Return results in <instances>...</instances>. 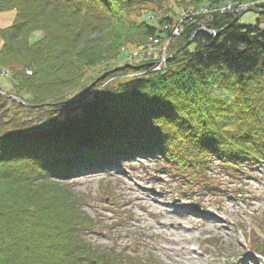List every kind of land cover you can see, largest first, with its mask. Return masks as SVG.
Returning <instances> with one entry per match:
<instances>
[{
    "label": "trees",
    "instance_id": "trees-1",
    "mask_svg": "<svg viewBox=\"0 0 264 264\" xmlns=\"http://www.w3.org/2000/svg\"><path fill=\"white\" fill-rule=\"evenodd\" d=\"M218 1L0 0V12H16L0 27V70L11 73L10 89L0 84V264H161L154 244H118L81 202L47 192L45 179L144 159L155 181L204 198L263 167L264 28L200 14ZM178 25L166 68L110 62L120 47L146 50ZM11 95L29 107L10 105ZM249 235L264 257L263 238Z\"/></svg>",
    "mask_w": 264,
    "mask_h": 264
},
{
    "label": "rangeland",
    "instance_id": "rangeland-1",
    "mask_svg": "<svg viewBox=\"0 0 264 264\" xmlns=\"http://www.w3.org/2000/svg\"><path fill=\"white\" fill-rule=\"evenodd\" d=\"M200 6L203 14H211L208 13L211 12V5L202 3ZM252 7L256 8V6ZM252 11L242 14L240 22L257 23L260 14V26L264 28V11L262 9ZM15 15V11L0 12V27L11 25ZM150 18L156 19L152 15ZM91 36V40L96 38L95 34ZM41 37L42 31H35L32 32L30 40L34 42ZM2 44L3 40L0 36V49ZM118 51V56L110 61L113 63L118 60L116 65H121L125 58L135 62L139 60L140 53H143V50L139 52L132 46L120 47ZM122 53H126L127 57ZM31 70L27 71L30 75ZM1 71H6L11 79L10 70L4 68ZM133 73L135 72L130 73L129 76ZM9 79L0 74V84L8 90L10 89L8 86L11 85ZM88 82L90 84L80 93L86 92L92 86L93 82ZM0 94L8 97L6 92ZM11 97L13 100L10 101V105L16 101L29 107V104L19 97L15 95ZM31 105L38 106L34 103ZM262 166L252 171L243 181L230 182L226 179L222 182L221 192H213L221 193V196L210 194L202 198V201L210 205L203 210L207 214L205 216L195 212L192 207L190 210L185 206L188 200L184 195L175 193L176 189L170 186L167 178L155 181L144 171L145 169L134 168L131 164L126 168L104 169L98 173L79 170L68 177L61 179L53 177L51 180H45L53 181L47 192L64 190L67 197L81 202L82 210L98 219L100 221L98 223L104 227L107 235L118 236V244H129L135 236H142V246L146 247L148 243L154 244V252L162 260L161 264H234L235 258L238 260L247 258L248 262L244 264H257L256 258L259 256L246 253L245 237L236 224L242 223L246 229H249L251 231L249 236L252 239H256L254 235L257 234L260 237L264 236V227L261 228L264 220V216H261L264 215V164ZM237 184L242 188H239L238 193H234ZM192 197L194 199V196ZM221 204L223 207L219 208ZM193 208L202 210V205L198 203ZM245 213L251 216L246 219ZM244 227L242 228L245 229ZM104 232H91L93 240ZM209 234L219 239V245L209 246V242L206 241ZM108 240L106 239L105 242H109ZM261 246H264V237ZM234 251L237 255H233Z\"/></svg>",
    "mask_w": 264,
    "mask_h": 264
},
{
    "label": "bare ground",
    "instance_id": "bare-ground-1",
    "mask_svg": "<svg viewBox=\"0 0 264 264\" xmlns=\"http://www.w3.org/2000/svg\"><path fill=\"white\" fill-rule=\"evenodd\" d=\"M264 0H258L257 2H255V0H253V1H251V2H255V3H252V4H254V6H256V8L258 9V10H263L264 11V6L262 5L261 6V3L263 2ZM234 2H233V0H223V1H218V2H216V3H213V5H211V7H210V11H213V12H215V13H219V14H226V13H229V14H231V13H233V14H235L234 16H235V18L237 17V16H239V21H240V19H241V15L242 14H245V13H247V12H250V11H258L256 8H254V7H249V8H247V9H243V10H241V11H239V12H236V11H232V4H233ZM232 5V6H231ZM229 7H230V9H231V11H229ZM252 11V12H253ZM263 11H261V12H263ZM207 13V12H206ZM208 13H210V12H208ZM200 14H203V12H202V10H200ZM259 14V13H258ZM206 15H209V14H206ZM264 15V14H263ZM260 14H259V17H258V19H260ZM234 18V19H235ZM234 21V20H233ZM232 21V22H233ZM241 23V22H240ZM232 24V23H231ZM242 25H250L251 23H241ZM255 24V23H254ZM168 28V27H167ZM177 28V27H176ZM175 28V29H176ZM199 30H203V31H206V32H208V33H210V34H212V33H215V35H217L218 34V31L217 30H215V29H211V28H208L206 25H201V27L199 28ZM178 36L176 35V31H173L172 32V34H170V36L166 39V40H163V39H161V38H155V37H153V38H151V39H153L154 40V45H153V47H155L156 49H162V50H164V51H166V52H169L170 51V45H171V43L177 38ZM191 44V43H190ZM190 44H188V45H190ZM187 45V46H188ZM158 61H153V66H152V69H151V71L152 72H154V71H159L160 69H159V66H158ZM223 207V205L221 204L220 206H219V208H222ZM258 217H259V215H258ZM121 218V217H120ZM124 219V217L122 218V220ZM261 223V219L259 220V224Z\"/></svg>",
    "mask_w": 264,
    "mask_h": 264
},
{
    "label": "built area",
    "instance_id": "built-area-1",
    "mask_svg": "<svg viewBox=\"0 0 264 264\" xmlns=\"http://www.w3.org/2000/svg\"><path fill=\"white\" fill-rule=\"evenodd\" d=\"M258 0H255V2H257ZM255 2H238V1H235L231 6L233 7L232 8V11H236V12H239L243 9H247L251 6H254V4L252 3H255ZM264 6V1L261 3V6ZM229 10L231 11L230 7H229Z\"/></svg>",
    "mask_w": 264,
    "mask_h": 264
},
{
    "label": "water",
    "instance_id": "water-1",
    "mask_svg": "<svg viewBox=\"0 0 264 264\" xmlns=\"http://www.w3.org/2000/svg\"><path fill=\"white\" fill-rule=\"evenodd\" d=\"M238 19H239V16H237V17L234 19V21H233L232 23L236 22ZM190 43H191V41H190L188 44H190ZM188 44H187V45H188ZM187 45H186V46H187Z\"/></svg>",
    "mask_w": 264,
    "mask_h": 264
}]
</instances>
